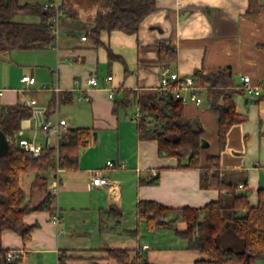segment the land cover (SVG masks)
<instances>
[{
    "label": "crops",
    "instance_id": "obj_1",
    "mask_svg": "<svg viewBox=\"0 0 264 264\" xmlns=\"http://www.w3.org/2000/svg\"><path fill=\"white\" fill-rule=\"evenodd\" d=\"M155 1L137 32L102 30V43L89 35L95 24V7L88 1L74 2L76 13L60 15L59 34L52 45L0 52V110L3 104H24L27 98H34L46 108L47 118L54 122L65 118L68 127H89L94 135L93 141L79 150L78 169L59 166V170L45 173L48 185L53 175L59 176L60 221H53V210H33L23 217L27 224L37 225L29 240L12 230L2 233L3 247L22 251V264H60L63 250L69 257L65 264H116L104 246L135 247L153 264H195L203 257L188 248L176 232L186 228V221L166 216L170 225L149 230L137 213V203L153 199L171 207L203 206L223 195L228 198L232 192L207 187L201 169L178 167L176 157L159 153L156 140L139 139L137 107L114 111L115 96L109 92L129 88L139 94L156 93L160 41L176 48L177 59L171 67L182 76L199 69L215 73L227 67L235 85H242L244 75H249L252 83L264 81V0H256L259 9L255 14L248 11L249 0ZM15 18L39 20L26 14ZM83 35L87 37L83 39ZM108 48L121 58L109 62ZM26 75L36 81L26 83ZM89 76H96L98 84L87 83ZM198 83L202 85V102H186L184 114L201 123L203 139L208 142L201 148L200 165H206L209 155L219 156L223 180L236 184L235 193L248 191L256 204L257 191L264 187V98L234 93L236 110L247 119L231 127L221 149L219 114L207 103L209 85ZM37 125L32 115L23 118L19 134L44 145L47 134ZM96 169L110 183L93 184L91 176ZM25 172H29L28 184L26 188L21 185L26 202L33 206L46 190L35 182V171ZM155 179L157 182H152ZM222 242L231 246L238 240L226 230ZM144 244L148 247L143 248Z\"/></svg>",
    "mask_w": 264,
    "mask_h": 264
},
{
    "label": "trees",
    "instance_id": "obj_2",
    "mask_svg": "<svg viewBox=\"0 0 264 264\" xmlns=\"http://www.w3.org/2000/svg\"><path fill=\"white\" fill-rule=\"evenodd\" d=\"M78 1H88L95 7V24L89 35L96 43H102V30L137 32L141 21L148 16L156 2L63 0L60 9L74 15L76 9L73 3ZM45 3L0 0V52L5 49H41L56 41L57 35L53 29L57 9L55 6H46ZM258 9L256 0H249L248 11L255 14ZM19 14L38 16L39 20L16 19ZM157 48V61L161 66L172 65L176 61L177 51L170 43L160 41ZM108 53L109 62L121 58L111 48H108ZM191 76L195 81L209 85L207 103L219 114L218 137L220 148L223 149L231 127L247 119L246 115L236 110L233 98L236 92L246 93L245 88L243 84L235 85L234 76L227 67L220 68L215 73H205L199 69ZM259 98L263 99L264 96ZM131 106L137 107L139 112L136 118L139 139L156 140L159 153L176 157L178 167L201 169L207 187L232 192L228 201L221 197L203 206L171 207L153 199H140L136 206L137 213L146 222L148 229L170 225L166 216L174 212L187 223L186 228L177 229V234L186 240L188 248L198 250L203 255L195 264H253L258 259L264 260V187L258 189V200L253 204L248 191L235 193L236 184L223 180L219 156L209 155L206 165H200L203 127L197 119L185 116V103L181 99H173L167 93L139 94L134 89H118L113 110ZM31 115V108L23 103L3 104L0 110V129L9 139L8 152L0 154V264H22L21 257L8 259L7 251L11 248L3 247L2 233L12 230L27 241L37 225L27 224L23 220L25 214L33 210L55 209L52 197L47 192L46 171L57 166L68 170L78 169L79 150L90 144L94 137L89 127H68L62 133L58 145H44L41 154L36 156L19 145V140L23 137L19 134L21 121ZM25 171H35V182L46 190L43 198L33 206L26 202V192L20 181V175ZM152 182L157 181L155 179ZM226 230L234 234L237 244H223L222 237ZM102 249L116 264H153L135 247L104 246ZM66 252L61 251L60 264H65L66 258H69Z\"/></svg>",
    "mask_w": 264,
    "mask_h": 264
},
{
    "label": "built area",
    "instance_id": "obj_3",
    "mask_svg": "<svg viewBox=\"0 0 264 264\" xmlns=\"http://www.w3.org/2000/svg\"><path fill=\"white\" fill-rule=\"evenodd\" d=\"M60 0H48L46 6H55L57 9V18L56 24L53 29L56 35L59 34L58 22L59 17L64 11L60 9L61 6ZM83 39L86 38V35L82 36ZM107 78H110L108 76ZM87 83L91 85H97L98 79L96 76L87 77ZM26 83L32 84L36 81L35 77L32 75L25 76ZM243 86L245 88L246 94L254 97L264 96V81L258 83H252L249 75H244L242 77ZM202 85L193 79L191 76H182L178 71L173 70L171 65L161 66L160 70V79L157 92L167 93L173 99H181L184 103L188 101H194L197 105L201 104L202 96L200 91ZM111 97L115 96V90L111 89L109 92ZM25 105L29 106L32 109V117L37 121V128L41 129L47 134L46 146L58 145L59 139L68 128V123L65 118H58L55 122L45 116L46 108L38 105L36 99L27 98L24 102ZM21 132V131H19ZM19 145L22 149L32 152L34 155H40L41 150L44 145L37 143L34 139L21 138L19 140ZM107 165L113 166V161H107ZM60 167L57 166V170ZM91 182L95 185H102L105 183H110L106 177L101 175V170L96 169L93 171L91 176ZM60 188V180L58 175H53L52 180L48 185L49 193L52 197L55 209L53 211V221L58 223L60 221L59 210L57 207V196ZM148 247L147 244L143 245V248ZM22 255V251L18 249H10L7 251L8 259H15Z\"/></svg>",
    "mask_w": 264,
    "mask_h": 264
},
{
    "label": "rangeland",
    "instance_id": "obj_4",
    "mask_svg": "<svg viewBox=\"0 0 264 264\" xmlns=\"http://www.w3.org/2000/svg\"><path fill=\"white\" fill-rule=\"evenodd\" d=\"M28 175H29V172H25V173H22L21 174V183H22V185L26 188V186H27V177H28ZM47 192H49V190H48V188H47ZM231 197H232V194L231 195H229L228 196V198H226L225 197V195H223L222 196V199H224V201H228V200H230L231 199ZM171 215H175L176 217L174 218L176 221H185L184 219H182L177 213H170V214H168L167 216H168V218L171 216ZM129 216V215H128ZM130 217V216H129ZM161 239H165V238H161ZM166 241H167V239H166ZM264 264V261H262V260H258V261H256V263L255 264Z\"/></svg>",
    "mask_w": 264,
    "mask_h": 264
},
{
    "label": "water",
    "instance_id": "obj_5",
    "mask_svg": "<svg viewBox=\"0 0 264 264\" xmlns=\"http://www.w3.org/2000/svg\"><path fill=\"white\" fill-rule=\"evenodd\" d=\"M208 142L203 141L202 147L207 146ZM9 150V139L5 135V133L0 129V154H5Z\"/></svg>",
    "mask_w": 264,
    "mask_h": 264
}]
</instances>
